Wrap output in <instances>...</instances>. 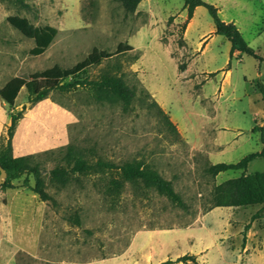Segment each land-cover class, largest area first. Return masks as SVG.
<instances>
[{"label": "rangeland", "instance_id": "1", "mask_svg": "<svg viewBox=\"0 0 264 264\" xmlns=\"http://www.w3.org/2000/svg\"><path fill=\"white\" fill-rule=\"evenodd\" d=\"M24 1L28 9L12 0H0V86L16 76H28L54 65L71 68L93 49L115 53L120 45L122 52L89 67L88 77L94 80L103 73L122 75L135 93L128 111H123L120 103L97 100L90 89L82 87L67 93L51 91L48 98L75 116V122L67 127L68 144L81 149L90 161L101 157L115 163L136 159L149 164L171 182L186 208L173 205L141 183H125L113 198L103 192V175H76L65 187H56L48 174L63 154L57 151L66 145L49 149L46 151L54 153L40 152L36 162L52 202L41 201L24 187V181L33 186L31 175L13 180L9 197L2 195L5 189L0 188V264L9 260L14 264H99L95 259L118 255L140 230L171 229L205 213L215 185V179L205 173L211 163L205 152L195 151L173 132L167 121L173 124L174 120L181 129L190 127L194 119L192 115L186 117V100L196 103V92L212 94L216 85L215 95L220 91L218 100L227 113L217 122L226 124L227 131L237 128L248 136L251 127L264 125L259 113L262 95L255 88L258 81H264V62L246 54L230 58V44L221 35L206 54L191 52L182 39L184 22L175 21L182 11L181 0H158L165 15L161 21L125 14L117 0ZM246 4L248 19L242 26L243 38L264 60V0H248ZM202 10L196 19L198 24L192 28L193 38L214 27L208 11ZM14 16L37 27L57 30L42 54H29L33 40L9 24L8 18ZM150 22L160 33L137 46L133 43L137 26ZM228 68L229 83L220 90L217 78ZM205 78L212 82L204 83ZM26 99L23 90L18 102L27 105ZM41 118L47 121L45 115ZM259 149V142L251 140L237 149L231 160L239 161ZM235 172H223L216 179L223 182L235 177ZM247 172L263 173L264 158L251 161ZM249 215L245 220L253 221ZM72 216L78 217L79 225L69 221ZM257 222L264 239V214Z\"/></svg>", "mask_w": 264, "mask_h": 264}, {"label": "crops", "instance_id": "2", "mask_svg": "<svg viewBox=\"0 0 264 264\" xmlns=\"http://www.w3.org/2000/svg\"><path fill=\"white\" fill-rule=\"evenodd\" d=\"M202 1L213 5L217 9L216 13L219 18L227 24L235 25L243 37L242 26L244 20L248 19L245 14L248 0ZM202 8L204 7H195L190 19H187V9L183 5L182 11L177 13L175 21L179 19L185 23L182 39L188 49L191 52L204 55L210 51L211 45L218 40V35L215 34V27H211L205 32L200 31L195 38H193L194 35H191L193 26L198 24L196 19L199 13L202 14ZM134 11L135 16L138 15L148 21L157 18L161 21L165 18L158 0H141ZM159 33V29L152 28L151 22L147 25L140 24L133 34V43L141 46L147 42L150 35L154 36ZM230 45L228 46L231 49ZM238 55V52H234L232 58L238 57ZM228 65H230V61ZM230 77L231 70L229 68L226 71L221 70L220 76L217 78L220 83V90L223 89L224 84L229 83ZM259 77H261V72H259ZM209 82L212 80L205 78L204 83ZM261 83L264 87L263 80ZM5 84L1 85L0 89ZM217 88L218 86L214 85L212 94L205 91L201 94L196 92L194 95V99L197 100L196 103L189 100L190 98L186 100L184 104L186 117L192 115L194 119L190 120V127L185 125L181 129L174 120L172 122L188 145L195 151L205 152L211 164L236 163L238 161L234 162L231 159L237 149L253 140L259 142L260 149L257 152H260L262 144L259 141V135L252 132L253 127L250 128L248 136L244 137V134L240 132L241 130L236 128L234 131H227L224 128L226 124L217 122V119L223 118V115L227 117V113L221 109L220 99L218 100L222 94L219 91L218 96L215 95ZM255 88L259 91L258 87ZM23 90H25L24 87L19 90L15 98L13 107L15 110H21V107L24 106L23 102H18V97ZM203 100L207 102L202 103ZM213 100L215 104L212 103ZM211 104H213V111L210 113L208 111ZM7 107V104L0 98V139L6 136L7 126L10 122L9 108ZM259 113H261L260 119L263 118L264 104H262ZM44 115L47 121L41 118ZM192 121L195 123L193 124ZM74 122L75 116L70 109L49 98L38 102L31 108L26 107L22 118L17 123L12 140H10L12 156L37 154L67 145V141H69L67 127ZM222 173L214 177L215 185L222 183L216 179ZM236 173L235 177L249 174L247 168L244 171L238 170ZM228 179L230 177L226 178V180ZM11 184L14 185L12 182ZM12 191L13 189L7 188L2 192V195L9 197ZM259 208L258 205L215 207L182 226L164 230H140L128 243L127 248L118 255L95 260L99 264H111L113 262L117 264H264V239H262L261 230H258L257 227L258 219L245 220L248 213H250L249 217L251 218ZM247 225L249 228H245ZM244 231L246 233L242 234ZM184 256L189 258L186 261H179ZM8 264H14V262L9 260ZM70 264L76 263L71 262Z\"/></svg>", "mask_w": 264, "mask_h": 264}, {"label": "trees", "instance_id": "3", "mask_svg": "<svg viewBox=\"0 0 264 264\" xmlns=\"http://www.w3.org/2000/svg\"><path fill=\"white\" fill-rule=\"evenodd\" d=\"M4 1V0H2ZM24 9L29 5L24 0H12ZM125 14H133L141 0H117ZM187 9V19L192 16V11L197 6L204 7L209 13L215 27V34L225 37L231 44L230 58L234 52L239 55L246 54L259 62L264 60L248 47L241 36L238 28L233 24L223 22L217 12V9L202 0H181ZM9 24L19 31L24 37L32 39L34 46L30 49L31 56L42 54L52 43L57 30L51 26L37 27L29 23L25 18L9 17ZM185 23L182 27L184 29ZM119 45L115 53L93 49L87 57L71 68H61L54 65L51 68L40 72L29 74L28 76H16L10 79L1 89L0 98L9 108V125L7 126L6 136L0 139V167L5 170L6 178L0 188H12L11 182L20 178L22 175H31L33 186L24 181V187H27L33 194L43 202L53 201L46 192V184L41 177L39 165L36 158L39 155L31 154L19 157L12 156L11 141L18 121L22 118L26 107L31 108L38 102L47 99L51 91L63 93L71 92L77 88H88L97 97L99 101H108L110 103H120L123 111L131 108L135 93L132 87H129L122 75H113L103 73L98 79L90 80L88 68L97 66L104 60L111 59L115 54L122 52ZM131 48V47H130ZM258 88L262 95L264 104V87L258 81ZM24 87L27 93V103L21 107V110H15L14 102L19 90ZM161 114V109L158 110ZM168 120V119H167ZM168 125L173 132H177L176 127L169 120ZM252 132L259 133V141L262 144L260 152L249 153L236 163H216L209 164L205 168V173L215 177L219 173L227 171H244L249 162L256 158H264V125L253 127ZM57 152L63 153L57 163L49 171V181L56 187H65L76 175H103L105 178L104 193L113 198L118 197L125 183H141L146 188L155 190L158 194L166 197L173 205L186 208L185 203L175 192L170 181L164 179L149 164L132 159L115 163L97 157L90 161L86 154L70 144L60 148ZM54 153V151H45ZM102 179V180H103ZM206 211L215 207H247L258 205L260 208L251 216V220L260 218L264 214V172H255L252 174H242L235 178H230L218 185H214L210 191L209 198L206 201ZM69 221L79 225L77 216L69 217ZM245 228H249L247 225ZM189 257H181L179 261H186Z\"/></svg>", "mask_w": 264, "mask_h": 264}, {"label": "water", "instance_id": "4", "mask_svg": "<svg viewBox=\"0 0 264 264\" xmlns=\"http://www.w3.org/2000/svg\"><path fill=\"white\" fill-rule=\"evenodd\" d=\"M5 173H6L5 170L0 167V186L2 185V183L4 182V180L6 178V174Z\"/></svg>", "mask_w": 264, "mask_h": 264}]
</instances>
